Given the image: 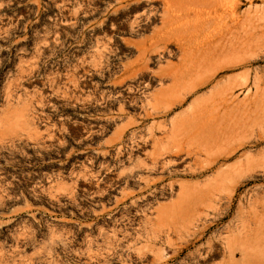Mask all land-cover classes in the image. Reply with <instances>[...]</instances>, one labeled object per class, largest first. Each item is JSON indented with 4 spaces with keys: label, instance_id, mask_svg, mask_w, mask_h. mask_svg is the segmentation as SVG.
<instances>
[{
    "label": "rangeland",
    "instance_id": "rangeland-1",
    "mask_svg": "<svg viewBox=\"0 0 264 264\" xmlns=\"http://www.w3.org/2000/svg\"><path fill=\"white\" fill-rule=\"evenodd\" d=\"M232 1L237 64L162 95L177 42L126 68L163 0H0V264H264V0ZM228 81L238 148L199 176L183 153L176 175L152 171L172 123ZM155 96L169 110L146 115Z\"/></svg>",
    "mask_w": 264,
    "mask_h": 264
},
{
    "label": "bare ground",
    "instance_id": "bare-ground-1",
    "mask_svg": "<svg viewBox=\"0 0 264 264\" xmlns=\"http://www.w3.org/2000/svg\"><path fill=\"white\" fill-rule=\"evenodd\" d=\"M163 2L162 26L141 43L142 64L136 68H126L128 77L139 78L146 67L144 62L154 59L156 57L154 52L161 49V54H166L172 42L178 43V46H175L179 53L178 62L173 64L168 72L162 73L172 78V86L169 89L162 88L159 94L166 95L168 90L198 91L215 80L221 69L237 64V59L242 57L237 55L246 50L249 42H244L245 46L244 43L242 46L235 43V26L238 23L234 16L235 2L232 0H163ZM132 8L135 10L136 6ZM150 12L153 13L151 10ZM155 16L150 14L147 19L151 21ZM140 20L142 17L137 16L136 23H140ZM246 33L248 36L251 35L250 24L249 28H246ZM168 54L175 56L173 52L168 51ZM231 54L234 55L233 58L230 57ZM244 62L248 64L250 60L246 58ZM248 79L249 76L246 81ZM228 82L214 89L205 100V104L198 107L200 114L195 110L185 119L172 123L170 129L166 131L167 136L158 140L155 151L150 153L152 171L160 170L170 174V177L176 175L177 167L183 161L181 157L183 153L188 158L194 157L191 164L185 165L183 172L199 176L238 148L236 144L241 139L237 127L239 122L229 119L232 115L226 117L225 114L233 106L237 84L236 81ZM165 101H167L165 98L159 96H155L152 102L149 100L146 115L151 109L154 112L158 110L168 112L169 106ZM163 180L164 178H159L150 181L147 187H158ZM248 218L251 220L250 217L246 219ZM245 223L248 224V221ZM246 225L243 229L247 228ZM228 247L234 253V244L229 242Z\"/></svg>",
    "mask_w": 264,
    "mask_h": 264
}]
</instances>
